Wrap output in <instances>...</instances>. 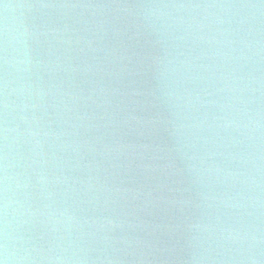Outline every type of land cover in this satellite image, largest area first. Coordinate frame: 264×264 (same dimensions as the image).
I'll list each match as a JSON object with an SVG mask.
<instances>
[{"label":"water","instance_id":"water-1","mask_svg":"<svg viewBox=\"0 0 264 264\" xmlns=\"http://www.w3.org/2000/svg\"><path fill=\"white\" fill-rule=\"evenodd\" d=\"M4 264H264V0H0Z\"/></svg>","mask_w":264,"mask_h":264},{"label":"clouds","instance_id":"clouds-1","mask_svg":"<svg viewBox=\"0 0 264 264\" xmlns=\"http://www.w3.org/2000/svg\"><path fill=\"white\" fill-rule=\"evenodd\" d=\"M0 264H4V261L3 260H0Z\"/></svg>","mask_w":264,"mask_h":264}]
</instances>
